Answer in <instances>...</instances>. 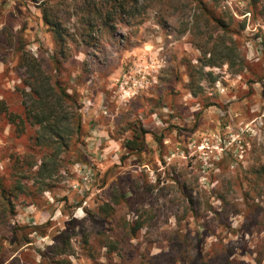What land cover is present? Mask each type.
<instances>
[{
  "label": "rangeland",
  "instance_id": "rangeland-1",
  "mask_svg": "<svg viewBox=\"0 0 264 264\" xmlns=\"http://www.w3.org/2000/svg\"><path fill=\"white\" fill-rule=\"evenodd\" d=\"M48 1L71 35L70 57L61 58L57 73L59 47L33 15L42 1L0 0V106L25 117L28 74L15 49L23 40L82 104L83 161L76 162L73 142L58 157L54 178H38V127L25 122L21 132L0 111V184L8 197L0 186V206L12 202L16 212L0 216V264H55L50 248L67 239L70 254L56 260L94 264L85 237L99 264H141L142 255L168 254L176 240L177 257L197 245L264 264V197L254 200L257 208L247 206L251 172L264 166V0H203L214 14L234 17L232 32L218 35L225 45L236 43L237 62L245 59L239 74L227 65L204 67L213 75L197 73L217 32L195 20V1H147L150 9L135 18L143 23L128 25L124 17L113 30L93 31L83 0ZM217 50L220 63L227 50ZM189 65L196 67L193 81ZM133 130L145 132L143 152L127 147ZM106 202L113 216L101 211ZM138 219L144 225L132 239L126 226ZM113 238L120 251L107 255L103 245Z\"/></svg>",
  "mask_w": 264,
  "mask_h": 264
},
{
  "label": "trees",
  "instance_id": "trees-1",
  "mask_svg": "<svg viewBox=\"0 0 264 264\" xmlns=\"http://www.w3.org/2000/svg\"><path fill=\"white\" fill-rule=\"evenodd\" d=\"M41 4L36 6V13L33 15H38V23L42 26H46L52 33L55 43L58 45V51L54 54V64L55 72H59L62 66V59L67 60L70 56L68 54L69 48L67 47V38L71 37L70 33L63 26L61 18L55 14L51 6L52 1L46 2V0H41ZM148 2H153L154 0H83L82 6L87 14V30L93 31L97 26L98 28H107L113 30L118 23L123 22L124 17L128 19V22H124L128 25L140 24L145 20H135L136 16L141 17L144 13H140L143 9L147 12L150 6H147ZM175 0L167 1V4H174ZM197 2V9L195 11V20L203 21L208 27H214L215 32H217L216 39L212 44V49L205 52V58L199 59L200 70L197 72L199 75H213L212 72L205 74L204 67L216 68L227 65L229 69L234 74H239L241 71L236 68L239 67L241 70L245 69V59L242 57L239 62L236 60V49L238 48L236 43L233 42L230 46L225 45V41L221 36L218 35L220 31L221 34L226 35L232 32L231 26L234 17L228 19L221 17L220 15L214 14L204 3L203 0H192ZM142 3V4H141ZM46 4V7H45ZM150 5V4H149ZM44 6V7H43ZM56 7V6H54ZM31 11V10H30ZM117 17H120L117 18ZM136 21V22H135ZM97 24V25H96ZM85 31V30H84ZM88 33V32H87ZM220 34V33H219ZM84 36H89L88 34H83ZM214 38L213 32L210 34L209 40L212 41ZM264 46V44H263ZM223 47V50H227V53L220 56L221 62L218 63L214 56H217V49ZM16 51L20 53L19 65L26 69L28 78L26 79V87L28 92L25 93L27 100L24 101V118L20 115L8 113L4 108L0 106V111L5 112L8 120L11 124L17 126L22 132L24 130V123L28 122L30 126H37L38 133L35 137V145L43 149V154L41 157V164L38 167L36 175L41 179L52 180L57 173V166L60 155L62 153L71 152V146L73 142L75 144V152L77 154L76 162L83 161V155L81 152V145L83 141H80L83 136V117L80 112L82 104L75 94H71L69 90L61 85L56 77L51 75L47 69L44 67V62L40 57H36L27 51L23 40H19ZM233 54V57H232ZM209 55V58H206ZM219 57V56H218ZM62 58V59H61ZM61 59V60H60ZM190 72L196 69L195 66H188ZM192 81L195 77L190 74ZM216 78H213L215 81ZM3 102H0V105ZM134 139L128 140L127 147L131 151L143 152L145 150L146 141L142 140L144 138L145 132L138 134L135 130ZM80 145V147H79ZM78 147V148H77ZM254 174V180L252 181L251 189L247 192V201L252 200L251 204H247L248 208L258 207L259 205L255 203V199H261L264 197V166L261 165L251 172ZM46 183V182H45ZM2 191L4 193V201H7L5 187L1 183ZM19 191L26 193L21 186L17 187ZM42 190V189H41ZM31 192H29L30 194ZM254 193L256 196H251ZM250 195V196H249ZM222 198V197H221ZM223 199V198H222ZM3 201V200H2ZM101 211L107 216H113L115 214V208L106 202ZM4 219L14 218L16 215L15 207L12 206V202H8V205L0 206V216ZM4 222V221H2ZM144 225L143 220H137L134 224L127 223V235L130 238H135L138 231L142 229ZM66 233H62V237H65ZM200 237V236H199ZM198 237V238H199ZM123 239V238H122ZM124 240V239H123ZM64 241V240H63ZM61 246L56 244L50 248V252L55 257L52 259V263L55 264H69L68 260H56L57 256L69 255V249L72 247L70 245L69 239L63 242ZM83 248L86 251V255L93 262L97 261L93 254V245L89 242L88 238L85 237L82 240ZM172 246V251L170 250L168 254L164 255H142L141 264H246V262H236L231 260V255L233 252H228V250H218L210 249L203 251L200 246L194 247L192 253L187 250L186 255L177 257L173 255L174 249L179 250V244ZM25 245L28 242L24 243ZM120 241L113 238L111 241H105L103 245L107 250V255L112 253H117L120 251L119 248ZM196 249V250H195ZM185 250V249H184ZM44 259L47 257L41 254ZM45 261V260H43ZM94 264H99L96 262ZM257 264L262 263L261 260H257ZM43 263V262H42ZM3 264V262L1 263Z\"/></svg>",
  "mask_w": 264,
  "mask_h": 264
},
{
  "label": "crops",
  "instance_id": "crops-1",
  "mask_svg": "<svg viewBox=\"0 0 264 264\" xmlns=\"http://www.w3.org/2000/svg\"><path fill=\"white\" fill-rule=\"evenodd\" d=\"M15 257H16V256L14 255V256H12V258H11V259H15ZM11 259H10V260H11Z\"/></svg>",
  "mask_w": 264,
  "mask_h": 264
}]
</instances>
